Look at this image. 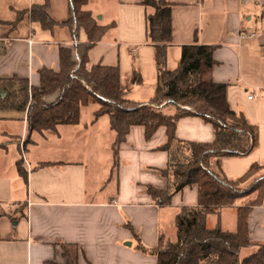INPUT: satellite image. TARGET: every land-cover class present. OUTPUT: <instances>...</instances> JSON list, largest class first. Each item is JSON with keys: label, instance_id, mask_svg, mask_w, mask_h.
Instances as JSON below:
<instances>
[{"label": "crops", "instance_id": "1", "mask_svg": "<svg viewBox=\"0 0 264 264\" xmlns=\"http://www.w3.org/2000/svg\"><path fill=\"white\" fill-rule=\"evenodd\" d=\"M167 1L173 4L168 69L177 68L184 46L214 47L216 64L213 68L202 67L200 81L226 84L231 109L243 114L252 127L251 134L228 130L191 115L177 122V141L208 146L216 142L219 134L227 135L231 146L221 153L238 155H219L211 162L210 171L236 181L253 165H259L262 169L254 178L264 177V85H252L255 76L259 77L255 82H264V60L254 58V73L251 62L244 61L240 51L247 47L244 42L264 47L263 42L258 43L257 33L245 24L248 14L260 9L264 17V0ZM38 6H47L50 19L56 23L54 28L45 29L34 21L32 11ZM84 9L92 13L99 26L108 28L89 51L88 68L118 67L124 100L138 107L150 104L158 88L156 49L147 35V15L153 9L145 7L142 0H90ZM69 19L70 0H0V80H27L31 96L32 89L41 85L40 71H62V49L70 50L73 61H79L77 46L88 44V37L84 29L76 34L67 25ZM242 32L256 36L242 39ZM134 72H138L141 84L133 83ZM7 94L0 88L2 99ZM251 94L254 98L249 100ZM58 97L59 93L48 96L46 102L52 103ZM3 105L0 104V264H66V245L78 250L79 264H157L156 257L144 253L141 245L157 247L160 235L176 242L177 215L183 207L198 204L197 186L176 194L169 206L156 205L148 192L149 188L165 190L169 186L162 174L170 159L169 153L162 150L168 142L166 130L161 128L146 139L144 127H133L116 154L110 118L95 117L98 104L89 105H96L90 123L82 119L89 107L86 106L81 109L77 125H59L43 133L29 132V104L25 111ZM157 110L166 117L178 114V107L172 104L158 106ZM18 126L21 128L16 129ZM89 130L106 143L108 134L114 133L109 147L92 158L90 167L83 160L59 161L39 151L54 139L70 142L76 137L85 144V132L89 140ZM19 164L25 176L20 174ZM255 198L253 194L233 207L209 214L207 228L213 230L220 224L223 231L235 233L238 208ZM249 232L253 246L241 251L242 259L255 254L264 244V202L252 208Z\"/></svg>", "mask_w": 264, "mask_h": 264}, {"label": "trees", "instance_id": "2", "mask_svg": "<svg viewBox=\"0 0 264 264\" xmlns=\"http://www.w3.org/2000/svg\"><path fill=\"white\" fill-rule=\"evenodd\" d=\"M89 1L70 0V19L67 25L76 34L84 29L88 37V44L77 46L76 59L79 61H73L70 50L62 49V71H40L41 85L32 89L31 96L27 80H0V87L8 92V97L0 101L4 104L3 108L25 111L29 104V132L43 133L56 130L59 125H77L82 107L98 104L100 108L95 117L110 118L111 129L116 136L113 144L116 154L127 141L131 128L144 127L146 139L164 128L168 142L162 150L169 153L170 159L168 168L162 174L168 179L169 186L165 190L149 188L148 192L156 205L169 206L176 194L187 187L197 186L198 204L183 207L177 215L176 242L160 235L157 247L150 249L141 245V250L156 257L157 264H264V244L258 246L255 254L241 258V251L253 246L249 218L252 208L264 202V178L254 179L246 188L243 185L252 180L262 167L253 165L246 175L236 181L222 178L210 171V164L219 155H238L232 152L221 153V150L231 146L227 135L219 134L216 142L208 146L179 142L176 138L177 122L191 115L228 130L252 133L246 117L231 109L227 100V85L200 81L202 67L215 66L216 49L197 44L184 46L177 68L169 70L167 59L168 47L173 42V4L167 0H142L145 7L153 9V13L147 15V35L148 41L156 49L158 88L150 104L138 107L124 100L125 92L118 67L97 65L88 68L89 51L102 40L108 30L107 27L99 26L92 13L84 9ZM32 13L34 21L41 23L45 29L56 26L47 13V6L34 7ZM132 81L134 84L142 83L138 72H134ZM56 93H59V97L47 103L46 97ZM164 104L177 106L178 114L175 117L162 115L157 107ZM18 169L25 176L21 164ZM253 194L256 195L254 201L238 208V228L235 233L223 231L220 224L213 230L207 228L209 214L223 207H233L238 200ZM63 250L66 264H79L78 250L74 246L66 245Z\"/></svg>", "mask_w": 264, "mask_h": 264}, {"label": "rangeland", "instance_id": "3", "mask_svg": "<svg viewBox=\"0 0 264 264\" xmlns=\"http://www.w3.org/2000/svg\"><path fill=\"white\" fill-rule=\"evenodd\" d=\"M251 17V21L249 20V18ZM246 28H250L251 30L255 31L257 33V41L258 43H260L259 41L264 43V17H263V12L260 9V11L258 13H250L248 14V16L246 17ZM246 44V45H245ZM245 47L244 49H240L241 51V55H242V59L244 61H250L251 62V69L253 70L254 73H257V71L255 70L254 67V62L255 59L254 58H260L264 60V47H259V45H254V42H244ZM257 78H259L258 76H255L254 82L252 83V85H264V82L258 83L255 82L257 80ZM235 83V82H233ZM17 88H19V85H16ZM1 88V87H0ZM249 91H254L251 88H247ZM8 97V94L5 98ZM22 98H19L18 100H21ZM3 100L1 98L0 95V101ZM2 102H0L1 104ZM96 107V105H92L89 106L87 109H85L82 119L84 120V122L86 123H90L93 120V114H92V110ZM189 111L191 112H195V110L187 108ZM16 114H18L17 112H15ZM20 118H23V115H21ZM90 125V124H89ZM103 123H100V126H102ZM91 126V125H90ZM21 128L20 126H18L16 129ZM91 132V133H90ZM95 131H91L89 130V140L88 138V132H85L86 138H85V144L83 141L77 139L75 137V139L73 140L71 138L70 142L67 141H61V140H57L54 139V141H50V146H45L42 149H39V151L42 154L47 155L48 157H52V159H56V160H61V161H79V160H83L84 163L87 165V167L91 166V160L92 158L96 157L98 154H100L102 151H104L105 147H109L110 145V141L112 140V138L114 137V133L110 132L108 134V139H107V143L104 139H101L100 141L97 140L94 136ZM52 133V132H51ZM50 132L48 134H51ZM250 133V132H248ZM251 134V133H250ZM65 139V138H64ZM106 144V145H105ZM69 150V153L66 151ZM67 154H74V155H67ZM77 154H81V155H77ZM101 155V154H100ZM22 157H24V159H26V155L23 153ZM260 178H264V177H260ZM256 179L253 178L252 180H249L247 183H245V185H243V188H246L245 186L248 185L249 183H252V181ZM259 179V178H258ZM207 224V223H206Z\"/></svg>", "mask_w": 264, "mask_h": 264}, {"label": "built area", "instance_id": "4", "mask_svg": "<svg viewBox=\"0 0 264 264\" xmlns=\"http://www.w3.org/2000/svg\"><path fill=\"white\" fill-rule=\"evenodd\" d=\"M256 36V34L255 33H252V32H242L241 34H240V38H242V39H252V38H254ZM254 98V95L253 94H251V95H249L248 96V99L249 100H252ZM21 148H22V150H23V144L21 145ZM24 158V157H23Z\"/></svg>", "mask_w": 264, "mask_h": 264}, {"label": "water", "instance_id": "5", "mask_svg": "<svg viewBox=\"0 0 264 264\" xmlns=\"http://www.w3.org/2000/svg\"><path fill=\"white\" fill-rule=\"evenodd\" d=\"M130 245V244H129Z\"/></svg>", "mask_w": 264, "mask_h": 264}]
</instances>
